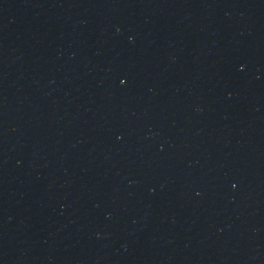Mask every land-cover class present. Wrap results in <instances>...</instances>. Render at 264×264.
Returning <instances> with one entry per match:
<instances>
[{
    "label": "water",
    "instance_id": "obj_1",
    "mask_svg": "<svg viewBox=\"0 0 264 264\" xmlns=\"http://www.w3.org/2000/svg\"><path fill=\"white\" fill-rule=\"evenodd\" d=\"M136 163L192 264H264V0H73Z\"/></svg>",
    "mask_w": 264,
    "mask_h": 264
}]
</instances>
